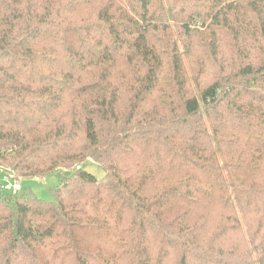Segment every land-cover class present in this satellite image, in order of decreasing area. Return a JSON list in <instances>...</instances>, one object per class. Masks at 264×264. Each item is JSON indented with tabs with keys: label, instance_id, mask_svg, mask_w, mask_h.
Returning <instances> with one entry per match:
<instances>
[{
	"label": "trees",
	"instance_id": "1",
	"mask_svg": "<svg viewBox=\"0 0 264 264\" xmlns=\"http://www.w3.org/2000/svg\"><path fill=\"white\" fill-rule=\"evenodd\" d=\"M0 170V264H264V0H0Z\"/></svg>",
	"mask_w": 264,
	"mask_h": 264
},
{
	"label": "rangeland",
	"instance_id": "2",
	"mask_svg": "<svg viewBox=\"0 0 264 264\" xmlns=\"http://www.w3.org/2000/svg\"><path fill=\"white\" fill-rule=\"evenodd\" d=\"M82 170L93 175L98 180H103L105 178V172L100 165L93 161H87L82 164ZM4 171L0 170V194L8 195L11 191L4 189L2 186L14 185L18 183L22 190L20 194L31 192L35 197L46 202H53L54 197L51 190L59 187L71 174L72 171H58L55 172L44 179H22L19 181H14L13 179L6 178Z\"/></svg>",
	"mask_w": 264,
	"mask_h": 264
},
{
	"label": "built area",
	"instance_id": "3",
	"mask_svg": "<svg viewBox=\"0 0 264 264\" xmlns=\"http://www.w3.org/2000/svg\"><path fill=\"white\" fill-rule=\"evenodd\" d=\"M2 187H4V189L8 191H11L14 194L21 190V186L18 183L14 185H8V186H2Z\"/></svg>",
	"mask_w": 264,
	"mask_h": 264
},
{
	"label": "crops",
	"instance_id": "4",
	"mask_svg": "<svg viewBox=\"0 0 264 264\" xmlns=\"http://www.w3.org/2000/svg\"><path fill=\"white\" fill-rule=\"evenodd\" d=\"M22 189V188H21Z\"/></svg>",
	"mask_w": 264,
	"mask_h": 264
}]
</instances>
